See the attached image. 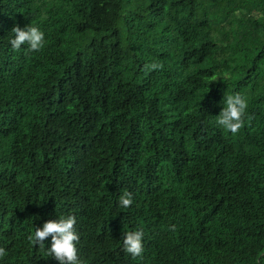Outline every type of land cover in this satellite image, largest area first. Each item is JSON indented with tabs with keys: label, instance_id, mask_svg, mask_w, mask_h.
Wrapping results in <instances>:
<instances>
[{
	"label": "trees",
	"instance_id": "obj_1",
	"mask_svg": "<svg viewBox=\"0 0 264 264\" xmlns=\"http://www.w3.org/2000/svg\"><path fill=\"white\" fill-rule=\"evenodd\" d=\"M68 215L82 264H264V0H0V264H60L28 236Z\"/></svg>",
	"mask_w": 264,
	"mask_h": 264
},
{
	"label": "clouds",
	"instance_id": "obj_2",
	"mask_svg": "<svg viewBox=\"0 0 264 264\" xmlns=\"http://www.w3.org/2000/svg\"><path fill=\"white\" fill-rule=\"evenodd\" d=\"M12 32L15 38L10 41L14 50H19L22 45L27 44V51H40L45 45V34L38 27L27 25L21 28L19 25L13 27ZM149 70L162 69L160 63H152L146 65ZM248 108L247 99L240 93L230 94L225 97V106L216 117V123L225 131L236 135L239 130L244 127L246 110ZM253 117L248 116L251 120ZM118 203L121 207H130L133 203L132 193L125 190L119 197ZM76 217L68 215L60 217L58 220H49L42 227L35 228L34 235H29L30 243L44 247V241L51 237V247L47 248L48 255L54 257L60 264H82L78 258L77 243L80 240L79 235L75 231ZM175 231V225L171 226ZM123 250L130 254L133 258L140 256L143 251V232L128 231L123 233ZM7 256L5 248L0 247V258Z\"/></svg>",
	"mask_w": 264,
	"mask_h": 264
}]
</instances>
